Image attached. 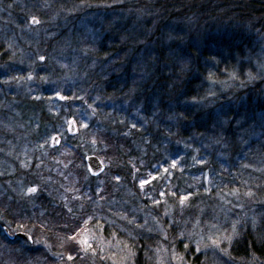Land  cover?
I'll list each match as a JSON object with an SVG mask.
<instances>
[{
    "label": "rangeland",
    "instance_id": "obj_1",
    "mask_svg": "<svg viewBox=\"0 0 264 264\" xmlns=\"http://www.w3.org/2000/svg\"><path fill=\"white\" fill-rule=\"evenodd\" d=\"M142 1L143 6L151 5L150 11L145 12L135 0L112 3L107 0H0V197L8 196L4 201L7 198V201L26 203L32 209L38 207L40 195L48 188L53 202L85 213L86 217L78 225L79 235L75 237L81 259L77 264H134L133 246L141 236L156 242L150 250L153 251L151 264H264V260L236 261L230 254L241 225L264 222L263 147H257V154L251 155L250 166L245 167L256 173L255 188L191 200L199 186L209 190L212 179L217 178L214 173L221 176V170L228 167L229 146L233 142L242 146L235 161L245 145L253 141L264 145L262 112L257 113L259 120L254 115L239 119L235 125L238 130L230 139L214 138L204 141V145L199 141L204 147L195 150L196 160L188 158L192 166L189 169L184 162L185 149L182 152L176 144L174 149L179 153L173 158L169 155L166 161L161 160L152 167L143 159L139 167L130 161L131 170L118 172L107 145L100 144L104 138L101 128L111 121L108 111L118 107L108 95L107 82L99 83L95 94L78 84L91 82L86 78L87 71L98 60L96 44L105 34L103 28L109 17L113 16V25L122 22L121 29L126 27L128 32L130 24L143 25L151 17L162 16L154 6L158 0ZM178 1L184 7L193 3V0ZM232 1L230 6H234ZM257 9L252 13L245 7L247 14L239 26L256 37L255 52L247 59L256 69L248 67L245 76L236 69L224 80L210 81L209 93L201 101L203 106L218 110L222 106L223 109L232 107L238 111L239 104L248 98L254 101L250 104L246 101L250 108L252 104L264 103V12L260 4ZM186 15L188 19L177 22L193 35L205 33L212 24L223 27L236 24L222 18L202 21L201 14H193V10H188ZM33 20L38 23L34 24ZM141 27L148 37L155 31L153 27ZM14 66L24 67L27 73L14 74ZM41 68L51 70V74L39 79L36 73ZM53 73L55 76H51ZM104 94L109 100L103 98ZM32 99L59 118L56 130L40 133L38 139L35 138L40 124L38 113L27 116L28 110L23 111L26 101ZM156 111L151 109L153 114ZM162 111H159L160 118ZM164 115L167 119V114ZM70 118L75 120L78 133L73 137L69 132ZM137 123L134 121L131 127L134 129ZM119 124L124 125L125 120L120 119ZM55 135L61 138V144L52 148L50 143ZM75 141L85 152L83 160L88 152L98 154L107 169L103 175L92 177L74 151L67 153V158L62 157L64 147ZM212 160L220 168H213ZM194 168L200 169L192 171ZM21 220L22 217L15 215L14 223H10L0 216V264H64V261L69 264L63 258L71 256L66 238L60 240L63 236L57 235L60 239L53 241L41 226L28 228L23 222L30 221ZM5 229L12 237L26 233L32 242L18 238L9 242L8 236H4ZM178 241L193 244L197 254L201 253L198 262L194 256L185 257L188 250L184 243L181 247L184 253L180 252Z\"/></svg>",
    "mask_w": 264,
    "mask_h": 264
},
{
    "label": "trees",
    "instance_id": "obj_2",
    "mask_svg": "<svg viewBox=\"0 0 264 264\" xmlns=\"http://www.w3.org/2000/svg\"><path fill=\"white\" fill-rule=\"evenodd\" d=\"M113 1L117 0H107L108 3ZM135 2L144 7L145 12L151 10V5L143 6L142 0H135ZM181 2L158 0L154 6L157 11L162 12V16L156 19L151 17L143 25H137V22L127 25L131 29L128 32L126 27L121 29L122 22H116L113 25L114 18L109 17L103 28L105 34L96 44L98 60L90 65L94 69L91 67L92 69L87 71L88 77L85 75L88 80L91 79V82L80 81L78 84L80 87H87L93 94L97 92L99 83L103 85L105 81L109 84L108 95L118 108L108 111L111 121H107L101 128L100 132L104 138L100 144L107 145L118 172L120 170L124 173L131 170L130 161H134L136 164L134 167H139L143 159L145 164L152 167V165H158L161 160L166 161L169 155L173 158L179 153L174 149L176 144L182 152L185 149L183 156L187 155L184 162L189 169L192 166L188 158L192 157L193 161L196 160L198 152L195 150L204 147L198 144L199 141L204 145V141L214 138L230 139L238 130L235 125L239 119L246 115H254V118L259 120L257 113L264 114V103L252 104L251 108L246 106V101L249 104L254 102L253 98H248L239 104L238 111L232 107L223 109L222 106L218 110L213 106L201 104L209 93L207 85L210 81L224 80L236 69L242 76L246 75L248 67L256 69L254 63L247 60L248 56L255 52L256 37L254 33L249 34L246 29L239 26H242V18L247 14L245 7L253 13L258 10L257 7L259 8L260 4V9L264 12V0L261 3L260 0L256 3L254 0H233L234 6H230L231 0H193L191 5L185 7L181 5ZM188 10H193V14H201L199 17L202 21L209 22L217 19L220 21L222 18L236 24L226 27L212 24V28L206 29L205 33L193 35L177 22L189 18L186 15ZM250 16H252L251 13ZM201 20L199 19V23L202 24ZM141 26L153 27L155 30L153 35L148 37L147 31H144ZM13 69L14 74H21L22 71V74L27 73L24 67L14 66ZM50 74L51 70L42 68L36 73L39 79ZM99 75L102 78H98ZM94 86V90H91ZM103 98L109 100L107 95ZM24 108L28 110V114L24 112L27 116L31 114L37 116L38 113L40 124H38V135L35 138L38 139L40 133L48 134L56 130L59 124L58 115L51 114L39 101L27 100L23 111ZM151 109L157 111L153 114ZM160 110H163L162 118L159 117ZM164 114H167V119ZM138 116L142 117L143 121ZM120 119L125 120L124 125L119 124ZM226 119L229 121L227 122ZM133 120L138 122L134 129L131 127L135 125ZM77 134L76 132L71 135L73 137ZM45 143L47 144V141ZM235 143L229 146L231 155L228 159V167L221 170V176H217V172V174L214 173L217 178L212 179L209 190L205 189L204 185H202L204 188L199 186L197 193L191 197L192 201H199L205 197L214 198L218 193L222 196L227 191L250 190L257 186H255L254 176L256 173L252 174L250 169L245 170V167L250 166L249 163L253 157L251 155L257 154V147L264 148V145H261L259 141L245 145L239 159L235 161V156L239 154L242 147ZM72 151L81 159L85 155L81 144H76L75 141L64 147L62 157L67 158L66 154H71ZM94 154L98 156L96 152H88V155ZM200 154L203 155L202 152ZM51 155L54 154L51 153ZM181 157H178V161ZM82 161L85 165V160L82 159ZM210 164L215 169L220 168L219 163L213 160ZM199 169L194 168L192 171ZM219 180H223V183ZM5 197L8 198V196L0 197V216L9 220L10 223H14L15 215L22 217L21 221H30L27 224L23 222L24 226L28 228L34 226L35 229L41 226L49 233V238L53 241L66 238L68 241L66 248L71 252V256L65 255L63 258H67L69 264L80 262L75 237L79 235L78 225L86 217L85 213L72 207L67 209L53 202L48 188L46 193L40 195L37 201L38 207L32 209L26 203L7 201V198L4 201ZM57 235L63 237L59 238ZM4 236L6 237V234ZM6 239L11 241L9 237ZM151 239L141 236L136 240L133 246L134 264H151L150 256L153 251L150 250L156 243ZM182 244L188 250L187 253L182 251ZM178 245L177 248L187 259L194 256L195 261L198 262L201 253L197 254L192 243L178 241ZM230 254L236 261L251 259L263 261L264 222L261 225L253 223L241 225L231 245ZM66 262L64 261V264Z\"/></svg>",
    "mask_w": 264,
    "mask_h": 264
},
{
    "label": "water",
    "instance_id": "obj_3",
    "mask_svg": "<svg viewBox=\"0 0 264 264\" xmlns=\"http://www.w3.org/2000/svg\"><path fill=\"white\" fill-rule=\"evenodd\" d=\"M37 20H33V23L34 24H37L36 22ZM61 98V97H59ZM70 127H69V131L71 134H76L77 132V129H76V124H75V121L74 119H70ZM61 144V138L58 136V135H55L52 140H51V147L52 148H57L59 147ZM85 164L87 166V170L89 172V174L92 176V177H99L101 174L104 173L105 169H106V166L104 165V163L102 162V160L96 156V155H87L85 157ZM5 233L7 235H9V232L7 229H5ZM10 239H14L15 237H12L10 236ZM16 237L19 238V239H23L29 243L32 242V238L30 237V235L26 234V233H17L16 234Z\"/></svg>",
    "mask_w": 264,
    "mask_h": 264
},
{
    "label": "snow or ice",
    "instance_id": "obj_4",
    "mask_svg": "<svg viewBox=\"0 0 264 264\" xmlns=\"http://www.w3.org/2000/svg\"><path fill=\"white\" fill-rule=\"evenodd\" d=\"M38 23V21H36Z\"/></svg>",
    "mask_w": 264,
    "mask_h": 264
}]
</instances>
